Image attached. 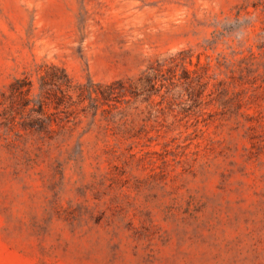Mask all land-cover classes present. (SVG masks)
<instances>
[{"label":"rangeland","instance_id":"1","mask_svg":"<svg viewBox=\"0 0 264 264\" xmlns=\"http://www.w3.org/2000/svg\"><path fill=\"white\" fill-rule=\"evenodd\" d=\"M53 66L63 127H6ZM0 264H264V0H0Z\"/></svg>","mask_w":264,"mask_h":264},{"label":"trees","instance_id":"2","mask_svg":"<svg viewBox=\"0 0 264 264\" xmlns=\"http://www.w3.org/2000/svg\"><path fill=\"white\" fill-rule=\"evenodd\" d=\"M158 66L161 67L162 64ZM58 72H61V76L58 75ZM158 78L147 75L142 80V83L144 82L143 87L151 86V88H154L156 85L155 79ZM98 86L99 92H93L97 97L92 98V92H90L91 99L101 105H107L111 110L117 108V104L122 103L128 96H137V92H139L137 87L132 84L126 86L122 80L107 85L99 84ZM33 89V82L28 78L19 79L11 85L9 105L3 112L6 127L12 128L15 126V114L25 115L28 113L30 116L35 115V117L20 123L23 129L37 133H56L64 125V119L60 113H66L72 106L79 104L82 101L84 92L86 90L90 91L89 88L81 85L74 87L65 69L56 66L51 67L40 78L39 93L35 98H31ZM74 91L78 92L77 100L72 94ZM49 107H53L55 112L48 114L47 109Z\"/></svg>","mask_w":264,"mask_h":264}]
</instances>
